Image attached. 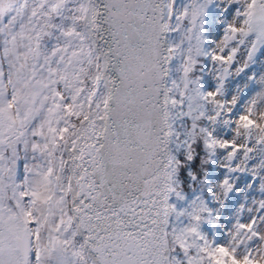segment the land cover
Wrapping results in <instances>:
<instances>
[{
  "label": "snow or ice",
  "instance_id": "1",
  "mask_svg": "<svg viewBox=\"0 0 264 264\" xmlns=\"http://www.w3.org/2000/svg\"><path fill=\"white\" fill-rule=\"evenodd\" d=\"M0 264H264V0H0Z\"/></svg>",
  "mask_w": 264,
  "mask_h": 264
}]
</instances>
